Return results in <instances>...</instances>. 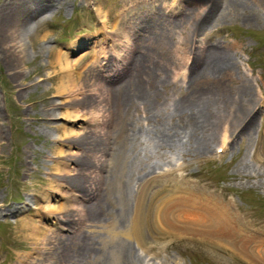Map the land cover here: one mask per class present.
I'll return each mask as SVG.
<instances>
[{
    "label": "bare ground",
    "instance_id": "1",
    "mask_svg": "<svg viewBox=\"0 0 264 264\" xmlns=\"http://www.w3.org/2000/svg\"><path fill=\"white\" fill-rule=\"evenodd\" d=\"M174 1L180 5L175 4L176 8L169 11L176 16L173 25L145 17L152 13L136 10V0H123V8L116 11L117 18L109 25L106 21L110 12L103 13L102 6H98L97 13L106 22L100 34L108 40V48L96 50V41L79 37L67 49L70 53L82 49V58L89 49L95 50L99 55L93 56L90 64L84 66L81 61L72 63L68 59L64 62L61 54L49 61L51 68L66 73L55 86L57 96L73 93V99L80 102L76 112L60 117L74 129L52 121L59 117L53 103L41 119L43 133L63 129V138L55 137L54 142H67L76 150L46 156L48 162H62L55 169L60 181L50 182L49 187L54 188L50 192L44 189L38 196L46 202V219L67 234L50 229V235H46L40 226L38 231L42 233L37 236V228L31 227L26 236L32 237L36 256L22 257L20 264H139L144 260L142 254L123 239L135 240L144 253L151 248L142 247L143 216L168 234L180 233L175 224L186 222L192 236L199 233L237 241V249L264 264L263 228L245 222L244 229L232 206L211 193L204 195L184 188L175 196L172 193L179 192L180 185H156L164 175L148 161L150 154L142 140L147 137L149 144L165 150L180 146L188 156H196L212 154L220 135L219 147L234 156L237 148L254 141V134H264V96L258 98L253 92L252 80L227 46H205L199 39L210 23L233 6L242 4L247 9L248 1H253L264 7V0ZM164 3L162 0L160 4ZM57 4L58 0L3 1L0 53L15 79L27 74L21 69L29 56L24 42L27 28L47 20ZM250 9L246 18H257L258 14ZM173 26L190 28L192 41L168 46L173 50L170 61L158 56L160 61L155 65L151 58L161 52L159 48L174 42ZM186 58L192 60L190 66L184 64ZM176 66L188 73L186 70L179 76ZM48 76L52 81L57 79L55 71ZM90 124L95 127H88ZM4 136L0 126V143ZM61 164L71 167L63 171ZM243 174L251 176L246 171ZM148 193L153 206L149 204L150 209L148 205L143 212ZM52 200L57 205H52ZM230 220L237 222V227L227 223ZM101 228L109 234L97 235L98 239L95 234Z\"/></svg>",
    "mask_w": 264,
    "mask_h": 264
},
{
    "label": "rangeland",
    "instance_id": "2",
    "mask_svg": "<svg viewBox=\"0 0 264 264\" xmlns=\"http://www.w3.org/2000/svg\"><path fill=\"white\" fill-rule=\"evenodd\" d=\"M3 1L0 0V8ZM161 1L136 0L135 9L152 13V15L146 14L145 17H152L155 21L163 20L173 25L177 22L176 16L171 15L169 11H173L176 8H174L175 4L178 6L180 3L165 0L164 4H160ZM248 2L247 9L242 4L235 5L234 2L235 6L231 10H227L209 26L206 25L208 26L205 28L206 33L200 35L199 39L203 41L200 44L205 46H227V51L237 58V64L252 80L253 92L258 98H263L264 7L253 1ZM123 5V0H58V7L53 15L37 26L31 23L27 28L29 31L25 35L24 42L29 56L27 63L21 68L27 73L23 77L16 79L13 77L12 71L1 59L0 53V126L5 133L4 140L0 143V264H20L18 261L22 257L30 254L36 256L34 245L31 243L32 237L26 236L31 232V227L37 228L35 229L37 236L41 232L38 231L40 226V229L46 231V235H50V229L67 234L65 230L56 229L57 225L54 226L46 219V214L44 215L43 212L46 202L38 196H41L45 190L54 188V185L49 187L50 182L60 181L55 169L58 163L62 162H48L46 156H57L61 150L64 153L76 150L67 142L58 140L54 142L55 137L63 138V129L50 134L43 133L45 126L41 119L46 116L50 103H53L57 107L56 116L59 117L52 121L74 129L71 128L72 124L60 117L68 112H76L77 103L80 102L73 99L76 98L73 93L57 96L55 86L60 82L62 74L66 73L51 68L49 61L61 54L64 62L68 59L72 63L81 61L84 66L90 64L93 56H98L99 53L89 49L82 58L83 50L70 53L67 49L68 44L76 38L86 37V41L97 42L96 50L108 48V40H104L100 33L105 28L103 25L106 22L110 25L117 18L116 11L122 9ZM98 6H102L103 13L106 10L110 12L108 21L103 23V17L99 16L96 10ZM250 7L253 8V14H258L257 18L252 17L253 15L249 19L246 18L251 14ZM173 28H176L174 42L168 43L166 48H159L161 52L154 59L151 58L155 65L160 61L156 58L158 56L170 61L173 50H169L168 46L174 47L180 41L183 45H188L187 43L192 41L188 36L190 28L189 30L185 27L173 26ZM191 61V59L187 61L186 58L184 64L188 63L187 66H190ZM176 67H178V70L175 69L176 74L178 73L179 76L186 74L187 69L179 70L181 66ZM54 71L57 73V79L52 81L48 75ZM257 117H261V113ZM147 122L145 120L144 124L147 125ZM88 127L95 126L90 124ZM252 137L254 141L237 148L234 156L228 151L219 150L221 148L219 145L222 144L220 135L213 144L212 154L198 153L196 156H188L180 146L173 151L165 150L149 144L147 137L142 140L150 154L147 155L148 161L159 167L156 169L158 174L164 175L159 178L160 181L156 182V185L164 183L171 186L180 185L182 189L172 193L175 196L182 194L184 188H190L204 195L206 192L211 193L223 203H229L232 211L243 222L264 230V134L260 136L254 134ZM66 167L71 166L61 164L63 171ZM243 171L251 176L245 177ZM132 174L133 172L130 176ZM150 195L148 193L144 199L143 212L147 211L149 204L152 205ZM51 204L57 205V202L52 200ZM8 209L15 212L10 214ZM76 221L79 224L80 220ZM227 223L237 227V222L230 220ZM152 226L151 221L148 223L143 216L142 247H151L146 253L135 240L123 239L131 247L135 246L134 249L139 255L142 254L144 260L139 264H259L258 260L248 257L236 248L237 241L232 242L217 235L207 237L206 234L196 233L192 236L186 222L175 224V228L180 231L175 234L159 230L155 223L154 231ZM98 230L95 237L109 234L106 229L101 228L102 233Z\"/></svg>",
    "mask_w": 264,
    "mask_h": 264
}]
</instances>
